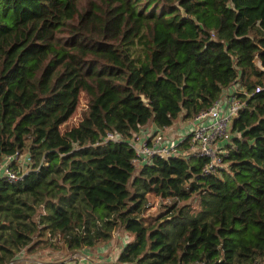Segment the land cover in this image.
<instances>
[{
  "label": "trees",
  "instance_id": "obj_1",
  "mask_svg": "<svg viewBox=\"0 0 264 264\" xmlns=\"http://www.w3.org/2000/svg\"><path fill=\"white\" fill-rule=\"evenodd\" d=\"M235 82L254 93L225 168L204 173L202 156L135 163V132L190 119ZM259 84L264 0H0V162L26 146L32 158L22 178H0V264H34L21 252L47 248L74 258L120 233L125 263L260 264ZM82 94V118L63 128ZM108 131L123 139L103 141Z\"/></svg>",
  "mask_w": 264,
  "mask_h": 264
},
{
  "label": "built area",
  "instance_id": "obj_2",
  "mask_svg": "<svg viewBox=\"0 0 264 264\" xmlns=\"http://www.w3.org/2000/svg\"><path fill=\"white\" fill-rule=\"evenodd\" d=\"M263 89L264 84H259L255 88L256 91ZM253 93L254 90H247L239 82H235L226 96L188 119V125L184 127L178 138L171 136L164 130L165 128L143 127V131L135 132L128 139L136 152L135 163L151 164L156 156L185 158L202 156L207 158L203 166L204 173L220 172L227 166L224 157L228 153L227 144L230 143L233 135V120L239 111L246 107L247 98ZM122 139L120 133L108 131L103 141ZM20 153L22 152L4 157L0 162V178L16 181L28 173L32 158L28 153H24V159L21 161ZM194 264L208 263L197 261ZM260 264H264V260Z\"/></svg>",
  "mask_w": 264,
  "mask_h": 264
},
{
  "label": "crops",
  "instance_id": "obj_3",
  "mask_svg": "<svg viewBox=\"0 0 264 264\" xmlns=\"http://www.w3.org/2000/svg\"><path fill=\"white\" fill-rule=\"evenodd\" d=\"M227 92L225 93L224 96L227 95ZM184 120H188V119H184L183 117H181V120H179L177 123L173 124L172 126L165 127L164 130L170 133L171 136H175L176 138H178L180 137V134L184 131V127H182ZM151 126L156 127L154 124H152ZM140 131H143V128H141ZM120 235L121 236L119 240L115 238L111 240V242H107L97 246H93L90 248H83L79 250L83 252L82 255L76 260H74L73 258L66 259L65 257L64 259L58 261L56 259H50V260L47 259V260L50 262L49 264H60L62 263V261H66V264H134V263H125L119 260V255L122 250V247L130 239L129 236L126 238L127 235L125 236L123 234ZM22 253L20 255L21 258L24 257V254L22 256Z\"/></svg>",
  "mask_w": 264,
  "mask_h": 264
},
{
  "label": "rangeland",
  "instance_id": "obj_4",
  "mask_svg": "<svg viewBox=\"0 0 264 264\" xmlns=\"http://www.w3.org/2000/svg\"><path fill=\"white\" fill-rule=\"evenodd\" d=\"M87 106V98L82 94L81 98H80V103L77 107V109L75 110V112L73 113V115L66 121L65 124L62 125L63 128H67L69 126H72L73 124H76L80 121V119L82 118V113L83 110L86 108ZM179 120H181V118H179L175 123H177ZM189 120H184L182 127H185L188 125ZM174 123V124H175ZM152 124H147L144 126V128H150ZM28 146L25 147V149L23 150L22 153H20V158L21 161H23L24 159V153H28ZM138 166H140L139 164H137ZM151 202H152V206L150 208V211H155V209L157 208L158 202H159V197H152L151 198ZM121 234V233H120ZM117 235V237L121 236V235ZM116 241V240H115ZM83 252V251H82ZM82 252L79 251L77 254H75L74 256V260H76L77 258H79L82 255ZM22 253V252H21ZM24 254V257H20L18 259L19 262L21 263H26V262H30V263H34V264H49L50 262L48 260L50 259H55L53 256L51 258L49 249H40L34 252H28V251H23L22 256ZM49 254V255H47ZM58 258L61 257L57 254ZM66 259H68V256L65 257ZM48 259V260H47ZM81 262V261H79Z\"/></svg>",
  "mask_w": 264,
  "mask_h": 264
},
{
  "label": "water",
  "instance_id": "obj_5",
  "mask_svg": "<svg viewBox=\"0 0 264 264\" xmlns=\"http://www.w3.org/2000/svg\"><path fill=\"white\" fill-rule=\"evenodd\" d=\"M184 15H185V16L187 15L185 10H184ZM144 100H146V99L144 98ZM235 119H236V118H235ZM235 119L233 120V123H232V130H233V126H234V121H235Z\"/></svg>",
  "mask_w": 264,
  "mask_h": 264
}]
</instances>
